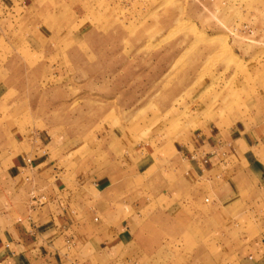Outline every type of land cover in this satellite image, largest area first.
Segmentation results:
<instances>
[{
    "label": "rangeland",
    "instance_id": "374dc122",
    "mask_svg": "<svg viewBox=\"0 0 264 264\" xmlns=\"http://www.w3.org/2000/svg\"><path fill=\"white\" fill-rule=\"evenodd\" d=\"M75 5L72 20L14 34L5 63L23 121L74 175L110 165L143 181L213 157L225 170L234 142L221 132L264 143V0Z\"/></svg>",
    "mask_w": 264,
    "mask_h": 264
},
{
    "label": "crops",
    "instance_id": "0c3cea01",
    "mask_svg": "<svg viewBox=\"0 0 264 264\" xmlns=\"http://www.w3.org/2000/svg\"><path fill=\"white\" fill-rule=\"evenodd\" d=\"M78 1L0 0V264H264L263 141L221 132L234 142L225 170L213 157L143 181L110 165L79 178L68 152L27 127L7 49L16 33L72 20Z\"/></svg>",
    "mask_w": 264,
    "mask_h": 264
},
{
    "label": "built area",
    "instance_id": "2783aa9c",
    "mask_svg": "<svg viewBox=\"0 0 264 264\" xmlns=\"http://www.w3.org/2000/svg\"><path fill=\"white\" fill-rule=\"evenodd\" d=\"M205 162H206V160H205ZM42 197H39V198H34V201L36 202V204H40L41 202H42Z\"/></svg>",
    "mask_w": 264,
    "mask_h": 264
}]
</instances>
